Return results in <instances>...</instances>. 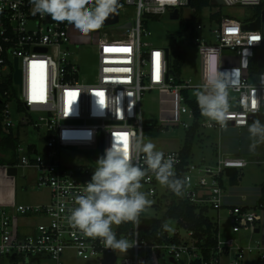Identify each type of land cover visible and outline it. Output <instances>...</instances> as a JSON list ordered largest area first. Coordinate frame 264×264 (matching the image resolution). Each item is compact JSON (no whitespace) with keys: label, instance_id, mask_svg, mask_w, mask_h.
Instances as JSON below:
<instances>
[{"label":"built area","instance_id":"2783aa9c","mask_svg":"<svg viewBox=\"0 0 264 264\" xmlns=\"http://www.w3.org/2000/svg\"><path fill=\"white\" fill-rule=\"evenodd\" d=\"M209 1L210 5L200 12V20L186 29L193 37L190 44L201 49L199 84L191 85L188 81L176 85L169 74L167 49L142 41V37H150L144 19L165 16L175 10L180 12L181 7L190 6V0H121L119 12L122 5L133 6L134 17L130 22L120 23L118 15L116 25L130 24L129 29H122L124 33L118 39H114L112 34H103L104 39L96 46L97 67L92 82L80 79L78 66L67 50L75 40L70 25L57 23L48 16L33 15L30 0H0V80L10 81V90L5 91L2 97L1 125L5 133L14 128L10 111L14 105V111L23 115L18 125L31 126L44 136L42 153L36 146H23L19 141L15 149L16 164L11 167L16 171L18 168L34 169L37 188L49 191L45 204L24 205L12 201L0 205V264H63L68 251L83 260L100 259L116 253L105 248L98 239L87 238L72 228L67 217L70 209L76 206L75 198L83 194L84 185L91 180L97 160L113 144L123 148L122 138H126L129 158L137 166L146 167L134 149L135 139L144 138L146 133L141 110L146 92L156 91L173 98L177 105L174 114L188 115L193 121L191 126L182 123L187 131L195 125L198 129L216 132L228 128L239 130L251 124L249 118L252 115L257 118L264 107V56L260 71L252 72L251 69L255 52L264 48V0H221L223 7L250 8L252 14L244 21L224 17L219 8L209 11L211 6H217L215 0ZM205 9L209 11L206 25L203 24ZM195 15L196 9L191 7V17L183 24ZM258 19V30H243L244 26H250ZM203 31L213 38V48L201 38ZM222 51L234 54V60H224V65L230 69L229 76L235 77V81L230 83V109L223 125L209 123L199 106V111H194L187 103V100L196 102L193 92L210 74L211 67H220ZM14 61H17L16 68ZM16 70L20 73L19 84L13 81ZM15 88L18 92L14 91ZM17 107L22 111L18 112ZM164 123L179 124L177 120ZM78 133L80 136L76 138ZM66 150L82 151L87 162L78 165L64 162V156L68 155ZM181 152L182 149L163 152L165 157L172 156L178 161L174 165L176 172L182 166L180 179L184 180L185 187L177 198L206 216L210 210L218 211L223 206L224 183H229L226 170L239 171L248 163L244 159L220 156L212 164L203 158L194 164L190 153L183 165ZM8 167H2L4 175L14 180L17 172L14 177L8 176ZM142 184V191L148 198L155 199L154 175L149 172ZM164 193L167 211L172 191L166 189ZM243 208L229 209L227 216L233 234L241 229L250 231L261 220L260 216ZM33 216L44 221L31 234H22L17 226L18 218ZM174 222L175 230L171 236L162 229L158 232L168 239L176 238L177 243L148 244L139 237L138 227L133 225L132 236L127 237L114 226L117 238H127L134 244L129 249L132 257L123 258L120 264H160L159 255L169 264H172L170 259L175 264L196 261L220 264V257L227 256L229 251L234 253L230 264H239L246 255L255 253L262 256L259 243L253 247H242L232 239L221 241L217 236L215 250L209 251L208 258H205L198 240L193 238V232L180 228Z\"/></svg>","mask_w":264,"mask_h":264},{"label":"rangeland","instance_id":"374dc122","mask_svg":"<svg viewBox=\"0 0 264 264\" xmlns=\"http://www.w3.org/2000/svg\"><path fill=\"white\" fill-rule=\"evenodd\" d=\"M220 9L221 14L226 18L237 21H244L252 14L250 8L243 7H217L211 6L209 11ZM208 9L203 11V24H207L206 15ZM120 23L130 22L134 17L133 6L120 7ZM191 17V7L183 6L179 12V18L170 20L165 16L145 17V27L150 33V37H142V41L152 43L154 46L167 49L169 54V63H173L174 47L184 54V59L178 70V80L180 83L188 82L191 85H198L201 74V49L190 44L193 37L188 32H180V25L184 20ZM124 31L119 25L100 27L99 29L84 36L72 30L75 40L67 50L71 53L72 61L78 66L79 77L86 82H92L95 78L97 67L96 46L100 40L104 39L103 34L111 35L118 39ZM201 38L207 41V46L213 48L215 43L207 31H203ZM234 54L229 51H222L220 55V67H211L210 73L224 71V74L230 71L228 66L224 65V60H234ZM171 77L174 76L171 74ZM14 91L18 92L15 88ZM177 105L175 100L165 94H159L156 91L146 92L142 98L141 110L145 124V142H152L156 149L168 152L182 149L186 141L187 129L182 125L191 126L192 119L188 115L177 116L175 110ZM11 121L14 128L17 129L19 141L23 146L34 145L39 153L43 152V133L33 129L31 126L20 127L18 121L23 118L22 114L14 111V105L10 108ZM34 117V116H33ZM35 118V117H34ZM174 120L179 122L175 126H163L165 121ZM80 136L78 133L76 138ZM90 138L88 137L87 140ZM253 143L248 133V127L243 129L228 128L222 132H216L206 129H198L193 134L191 145V161L194 164L200 162L203 158L209 163H214L220 156H229L231 158L244 159L247 167L240 169V180L237 186H230L225 181L223 192L222 207L218 211L210 210L207 217L216 222L218 228V239L221 241L232 239L242 247L255 246L260 244L261 252L259 255H246L239 264H264V211L256 206L260 197V188L264 184V143L257 145L255 150H250ZM81 150L87 148H80ZM217 151V152H216ZM68 155L64 156V162L70 165L84 164L87 158L82 151H65ZM36 171L34 169L18 168L17 175L14 178L16 202L24 205H41L48 202L49 191L46 188H37ZM156 198L153 203L142 214L143 219H160L166 211V202L163 199L166 187L161 186L157 181L155 185ZM245 208L260 216V221L255 223L250 231L241 229L239 233L233 234L228 221L229 205ZM44 219L38 216L30 218H18L17 226L22 234H31L33 229ZM171 228L168 235L171 236L175 230V222H167ZM115 226V225H114ZM113 226V227H114ZM258 228L255 233L254 229ZM130 241V240H129ZM233 251H229L227 256L220 257V264H230L233 259ZM132 257V252L128 249L126 253L116 252L111 256H104L100 259L91 258L83 260L77 257L73 252L68 251L63 257V264H120L123 258Z\"/></svg>","mask_w":264,"mask_h":264},{"label":"clouds","instance_id":"9594fccd","mask_svg":"<svg viewBox=\"0 0 264 264\" xmlns=\"http://www.w3.org/2000/svg\"><path fill=\"white\" fill-rule=\"evenodd\" d=\"M32 14L48 16L57 23H66L80 35H88L99 29L105 20L115 14L119 0H30ZM230 81L226 74L210 73L198 86L193 95L201 114L209 123L223 125L227 119ZM76 103V101H74ZM259 106V101L256 102ZM253 143L250 150L264 143V122L257 119L248 126ZM138 158L142 157L146 167L137 166L130 158L128 150L113 144L106 149L96 162L91 180L84 185L83 194L75 198V207L67 217L69 225L85 237L98 239L105 248L126 253L134 246L127 238H117L113 226L132 223L140 224L141 214L153 201L142 191V180L149 172L163 187L176 196L182 194L184 180L177 177L174 165L178 163L172 156L156 149L152 142L137 137L134 144ZM165 231L170 226L162 225Z\"/></svg>","mask_w":264,"mask_h":264},{"label":"trees","instance_id":"16d2710c","mask_svg":"<svg viewBox=\"0 0 264 264\" xmlns=\"http://www.w3.org/2000/svg\"><path fill=\"white\" fill-rule=\"evenodd\" d=\"M119 4H121V0H119ZM209 5H210L209 0H190V7L196 9V15L190 21L184 24L181 23L180 32L181 33L185 32L188 27H191L192 25L196 24L200 20L199 15L202 9ZM255 56H256L255 61L251 69L252 72H256L258 70L260 71L262 58L264 56V48L256 51ZM183 59H184V54L178 51L177 47H174V59L172 64L169 63V74L170 75L172 74L174 76V80H175L174 84L176 85L180 84V81L178 80V70L182 65ZM8 90H10V81L0 80V149H2L4 152H8L11 155V159L6 161L7 165L14 166L16 164L15 149L19 144L18 131L16 128H10L8 133H5L1 125V121H2L1 113L4 108L2 97H3V93ZM183 94L185 97H187L186 91H184ZM187 103L191 109H193L194 111L196 110L199 111L198 105L195 101L187 100ZM16 110L18 112L22 111L20 107H17ZM257 119L261 120V122H264V107L261 108L259 114L257 115ZM196 130L197 127L195 125L189 131H187L186 141L184 146L182 147V152H181L183 165L191 153L193 134L195 133ZM0 165H4V164L0 161ZM182 173H183L182 166H180L176 172L177 177L180 178V176H182ZM226 174L229 178V185L237 186L240 180V173L235 169H229L226 170ZM256 206L264 211V184H262L260 188V197L257 200ZM242 210H245V208H243ZM170 220L176 221L177 225L180 228L193 232V238L198 240V244L200 248H202V255L205 258H208L209 251L215 250L217 233H218L217 224L213 223L203 213L201 212L197 213L196 209L192 205L178 199L173 192L171 193L170 205L161 219L140 220V224L138 226L139 237L145 240L148 244H152L155 242L177 243L178 240L176 238L168 239L166 236H161V234L158 232L159 229L164 230L162 228V225ZM132 227H133L132 223H124L117 226V229L120 233H123L127 237H131ZM158 260L160 264H169L168 261L164 259L161 255L158 256ZM178 264H183V263L179 262ZM192 264H200V263L196 261Z\"/></svg>","mask_w":264,"mask_h":264},{"label":"water","instance_id":"95a60500","mask_svg":"<svg viewBox=\"0 0 264 264\" xmlns=\"http://www.w3.org/2000/svg\"><path fill=\"white\" fill-rule=\"evenodd\" d=\"M215 5L222 6L221 0H215ZM118 15H119V8H118V10H117V12L115 14L111 15L109 18H107L105 20V22L103 23V25L101 27H108V26L116 25L118 23ZM165 18L170 19V20H176V19L179 18V12L177 10H175L172 13H167L165 15ZM119 28L120 29H125V30L129 29L130 28V24L127 23V24H125L123 26H120ZM258 28H259V19L254 24H251L250 26H244L243 30L256 31V30H258ZM167 52L168 51L166 50V54H167ZM16 64H17V61H14V68H16ZM13 81H14L15 84H19V82H20V73L17 70L14 73ZM254 120H257V118H256V116L252 115L249 118V122L252 123ZM162 125L163 126H175V124H173V123H170V124L169 123H163ZM16 172H17L16 169L14 167H11V166L8 167L7 171H6L7 175L8 176H12V177H14L16 175ZM150 174H152V173H150ZM254 232L257 233L258 229H256ZM170 263L175 264V261L170 259Z\"/></svg>","mask_w":264,"mask_h":264},{"label":"crops","instance_id":"0c3cea01","mask_svg":"<svg viewBox=\"0 0 264 264\" xmlns=\"http://www.w3.org/2000/svg\"><path fill=\"white\" fill-rule=\"evenodd\" d=\"M225 74L229 78L230 83L235 81V77L233 75L229 76V74L227 73ZM10 159H11V155L8 152H4L2 149H0V161L4 164V165H0V205L9 204L12 201L16 202V191H15L14 180L6 178L2 170L3 166H9L7 165L6 161ZM227 205H229V209L234 207H239V206H235L233 203Z\"/></svg>","mask_w":264,"mask_h":264},{"label":"snow or ice","instance_id":"6c2138e0","mask_svg":"<svg viewBox=\"0 0 264 264\" xmlns=\"http://www.w3.org/2000/svg\"><path fill=\"white\" fill-rule=\"evenodd\" d=\"M125 51H126V49H125ZM97 95H101V94H97ZM101 104H103V100L101 99ZM253 106H255V101H253ZM123 139V141H124V144H125V150H127V141H126V138H122Z\"/></svg>","mask_w":264,"mask_h":264}]
</instances>
